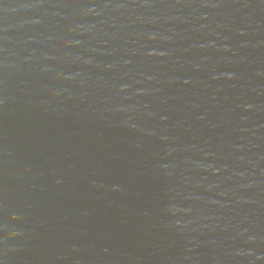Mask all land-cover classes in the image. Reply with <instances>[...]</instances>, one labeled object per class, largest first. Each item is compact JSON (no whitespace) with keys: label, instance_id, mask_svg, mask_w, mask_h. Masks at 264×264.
I'll return each mask as SVG.
<instances>
[{"label":"water","instance_id":"obj_1","mask_svg":"<svg viewBox=\"0 0 264 264\" xmlns=\"http://www.w3.org/2000/svg\"><path fill=\"white\" fill-rule=\"evenodd\" d=\"M0 264H264V0H0Z\"/></svg>","mask_w":264,"mask_h":264}]
</instances>
